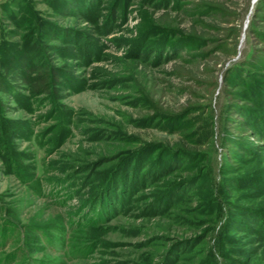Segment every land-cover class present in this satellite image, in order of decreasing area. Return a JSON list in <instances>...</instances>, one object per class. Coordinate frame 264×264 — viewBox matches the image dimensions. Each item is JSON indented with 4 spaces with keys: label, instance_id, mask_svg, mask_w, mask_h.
Segmentation results:
<instances>
[{
    "label": "rangeland",
    "instance_id": "374dc122",
    "mask_svg": "<svg viewBox=\"0 0 264 264\" xmlns=\"http://www.w3.org/2000/svg\"><path fill=\"white\" fill-rule=\"evenodd\" d=\"M259 81L264 0H0V264H264Z\"/></svg>",
    "mask_w": 264,
    "mask_h": 264
},
{
    "label": "trees",
    "instance_id": "16d2710c",
    "mask_svg": "<svg viewBox=\"0 0 264 264\" xmlns=\"http://www.w3.org/2000/svg\"><path fill=\"white\" fill-rule=\"evenodd\" d=\"M27 13L28 16L32 17L33 19L31 25L29 26L30 31H32V33L38 31L40 28V24L38 22V19L35 17L36 12L32 9V7L28 6ZM24 19L25 18H23L22 20ZM259 74L261 75V73ZM259 82L261 84L258 82L255 83L254 90L252 89L253 94L250 95L249 98H252L257 103V105H260L262 107L261 109L234 102L227 104L225 107V111L221 115L224 121L223 124L226 125V122L230 121L234 124H238L239 127H244L247 129L248 135L244 138L238 135L229 137L227 134L223 133L226 130L222 131V133L225 135L224 138H229L230 144H234V146L238 147L239 149L245 152H254L257 147L264 146V84L262 83L263 81ZM233 114L237 117H232ZM255 138L260 140L262 143H260L259 145H254L251 140H254ZM202 179L204 178H201L200 180ZM244 182H246L245 178L240 177L230 180L228 184L232 186H239V184ZM208 185H210V183L205 182L203 186ZM194 189V187L191 188V190ZM233 204L238 210H240L242 214H245V225H248V227L246 229L244 228V230L255 232V230H257L256 226L259 223L260 218H262L261 216L263 214L259 212L257 213L253 211L254 209L246 207L244 205H240L239 203L235 202Z\"/></svg>",
    "mask_w": 264,
    "mask_h": 264
}]
</instances>
